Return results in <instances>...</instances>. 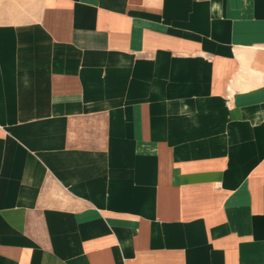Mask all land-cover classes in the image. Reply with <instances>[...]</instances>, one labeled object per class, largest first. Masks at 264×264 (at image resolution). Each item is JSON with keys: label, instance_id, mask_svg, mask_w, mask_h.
Wrapping results in <instances>:
<instances>
[{"label": "crops", "instance_id": "crops-1", "mask_svg": "<svg viewBox=\"0 0 264 264\" xmlns=\"http://www.w3.org/2000/svg\"><path fill=\"white\" fill-rule=\"evenodd\" d=\"M0 264H264V0H0Z\"/></svg>", "mask_w": 264, "mask_h": 264}, {"label": "rangeland", "instance_id": "rangeland-1", "mask_svg": "<svg viewBox=\"0 0 264 264\" xmlns=\"http://www.w3.org/2000/svg\"><path fill=\"white\" fill-rule=\"evenodd\" d=\"M9 2H10V0H9ZM11 4V3H10Z\"/></svg>", "mask_w": 264, "mask_h": 264}]
</instances>
